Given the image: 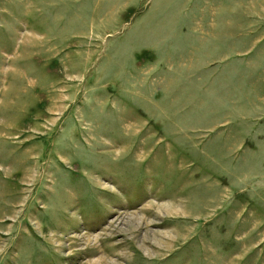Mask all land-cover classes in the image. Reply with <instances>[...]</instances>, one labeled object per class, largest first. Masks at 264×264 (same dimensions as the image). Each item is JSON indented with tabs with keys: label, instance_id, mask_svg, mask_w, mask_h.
Wrapping results in <instances>:
<instances>
[{
	"label": "rangeland",
	"instance_id": "obj_1",
	"mask_svg": "<svg viewBox=\"0 0 264 264\" xmlns=\"http://www.w3.org/2000/svg\"><path fill=\"white\" fill-rule=\"evenodd\" d=\"M0 264H264V0H0Z\"/></svg>",
	"mask_w": 264,
	"mask_h": 264
},
{
	"label": "bare ground",
	"instance_id": "obj_2",
	"mask_svg": "<svg viewBox=\"0 0 264 264\" xmlns=\"http://www.w3.org/2000/svg\"><path fill=\"white\" fill-rule=\"evenodd\" d=\"M160 232V231H159Z\"/></svg>",
	"mask_w": 264,
	"mask_h": 264
}]
</instances>
